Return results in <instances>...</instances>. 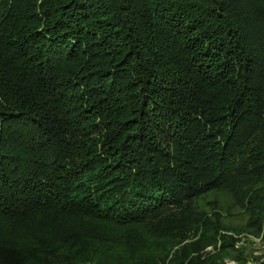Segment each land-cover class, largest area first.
<instances>
[{
	"label": "trees",
	"instance_id": "trees-1",
	"mask_svg": "<svg viewBox=\"0 0 264 264\" xmlns=\"http://www.w3.org/2000/svg\"><path fill=\"white\" fill-rule=\"evenodd\" d=\"M248 236L264 0H0V264H264Z\"/></svg>",
	"mask_w": 264,
	"mask_h": 264
},
{
	"label": "rangeland",
	"instance_id": "rangeland-1",
	"mask_svg": "<svg viewBox=\"0 0 264 264\" xmlns=\"http://www.w3.org/2000/svg\"><path fill=\"white\" fill-rule=\"evenodd\" d=\"M239 246L246 247L247 252L251 255V257L264 259V242L261 240V238H256L253 236L241 237V241L237 243V247ZM225 262L227 264H234V261L230 259H225Z\"/></svg>",
	"mask_w": 264,
	"mask_h": 264
}]
</instances>
